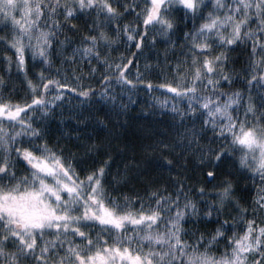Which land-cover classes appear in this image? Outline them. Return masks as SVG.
I'll return each mask as SVG.
<instances>
[{
	"label": "snow or ice",
	"instance_id": "1",
	"mask_svg": "<svg viewBox=\"0 0 264 264\" xmlns=\"http://www.w3.org/2000/svg\"><path fill=\"white\" fill-rule=\"evenodd\" d=\"M0 264H264V0H0Z\"/></svg>",
	"mask_w": 264,
	"mask_h": 264
},
{
	"label": "rangeland",
	"instance_id": "2",
	"mask_svg": "<svg viewBox=\"0 0 264 264\" xmlns=\"http://www.w3.org/2000/svg\"><path fill=\"white\" fill-rule=\"evenodd\" d=\"M85 71H87V69H85ZM132 75L133 76L135 75V70L134 69L132 70ZM24 87L25 86L20 84L19 82H17L15 84V88L19 91V94L21 96L25 95ZM157 94L158 93H154V95H157ZM140 100L142 102H149V103L151 102V101L148 100V98L143 93L140 94ZM138 111L139 110H137V112ZM131 115L133 117L132 125L128 128L127 132H130V133H132L135 136H140L141 131L143 130L141 126L151 125V127L154 128V129H159V128L163 127L162 125L155 124L153 121H145V120L139 119L137 117V113H132ZM155 119H163V118L156 117ZM97 134L100 135L101 137H103L105 135V133H100V132H98Z\"/></svg>",
	"mask_w": 264,
	"mask_h": 264
},
{
	"label": "trees",
	"instance_id": "3",
	"mask_svg": "<svg viewBox=\"0 0 264 264\" xmlns=\"http://www.w3.org/2000/svg\"><path fill=\"white\" fill-rule=\"evenodd\" d=\"M137 137H138V136H135V135H133L132 133L127 132L125 138H126L128 141H133V140H135Z\"/></svg>",
	"mask_w": 264,
	"mask_h": 264
}]
</instances>
